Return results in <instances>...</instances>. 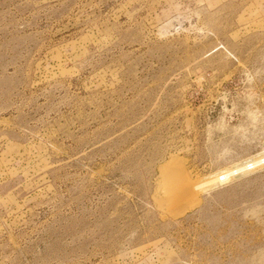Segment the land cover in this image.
<instances>
[{"label": "rangeland", "instance_id": "1", "mask_svg": "<svg viewBox=\"0 0 264 264\" xmlns=\"http://www.w3.org/2000/svg\"><path fill=\"white\" fill-rule=\"evenodd\" d=\"M0 264H264V0H0Z\"/></svg>", "mask_w": 264, "mask_h": 264}, {"label": "bare ground", "instance_id": "2", "mask_svg": "<svg viewBox=\"0 0 264 264\" xmlns=\"http://www.w3.org/2000/svg\"><path fill=\"white\" fill-rule=\"evenodd\" d=\"M260 162H253L230 171H224L215 176V181L219 182L220 178L229 179L231 175H234L236 172H242L247 169L248 166H255ZM179 161L171 157L162 167L159 172V177L162 181V186H164V198L162 204L165 203L169 207L174 208V215L183 214L186 210L196 205V196L190 197V185L187 181L184 184L182 178H176V175L179 174L180 170ZM252 168V167H251ZM182 177V175H180ZM222 181V180H221ZM164 184V185H163ZM161 185V184H160Z\"/></svg>", "mask_w": 264, "mask_h": 264}]
</instances>
